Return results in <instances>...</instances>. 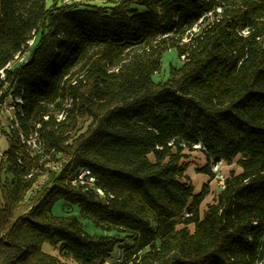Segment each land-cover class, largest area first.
I'll list each match as a JSON object with an SVG mask.
<instances>
[{
  "label": "trees",
  "instance_id": "obj_1",
  "mask_svg": "<svg viewBox=\"0 0 264 264\" xmlns=\"http://www.w3.org/2000/svg\"><path fill=\"white\" fill-rule=\"evenodd\" d=\"M52 1L0 0V70L34 39L33 61L4 70L0 90L21 96V133L66 159L27 202L34 161L3 133L0 264H61L44 243L105 264L120 242L111 232L130 241L131 264H264V0ZM171 49L181 67L154 82ZM196 145L202 174L240 157L202 219L207 191L194 194L181 163ZM83 168L103 196L69 184ZM58 201L78 216H54Z\"/></svg>",
  "mask_w": 264,
  "mask_h": 264
},
{
  "label": "rangeland",
  "instance_id": "obj_2",
  "mask_svg": "<svg viewBox=\"0 0 264 264\" xmlns=\"http://www.w3.org/2000/svg\"><path fill=\"white\" fill-rule=\"evenodd\" d=\"M119 0H57V7L62 5H78L80 7H85L88 5L92 6H101V7H110L115 5ZM52 0H46V7L50 8L52 5ZM138 11H144L141 7H134ZM198 31V27H194L191 30V33H196ZM191 33L184 37L183 42L184 44L188 43L189 38L191 37ZM34 40V39H33ZM182 65V59L178 56L177 52L174 49L166 51L162 58H161V68L160 70L153 76L154 82H162L168 78H170V68H179ZM8 87V86H7ZM9 89V88H8ZM4 90V89H3ZM9 91V90H8ZM14 91L12 92L11 99L7 100V104L5 107L0 109V156L5 152L8 148V141H7V130L9 129L10 125L13 123L11 119H15V113L17 111L16 101L14 97ZM58 120H62V112L58 115ZM5 132V134H3ZM35 130L31 131L30 134L34 136ZM32 136V137H33ZM37 136V135H36ZM41 146H37L35 148L29 147L28 145H21L23 149L19 152L25 158L24 160H33L34 162L31 165V173L27 175V179H30L31 175L34 176L35 179L34 184L30 188V191L25 196V201H29L34 193L39 190V188L48 181L49 177L58 172L61 165L65 162V157L58 155L57 153L53 152V150H48L46 144L42 139ZM185 157L181 160L182 166L185 171V175L189 178V182L194 187V194H198L204 188L206 189L207 193L203 198V201L197 208V216L198 219H202L204 213L207 209V206L214 202L217 197V193L220 189L218 185V181L215 178V174L212 172L210 167L209 174H202L199 173L200 169H202L206 165V160L203 154L197 150H184ZM238 157L235 159L231 164L222 163L221 165V173L224 177L229 175V172L233 171L235 173L240 172V168L238 166ZM2 179H9L7 173L2 175ZM1 197H0V205H1ZM52 214L54 216H63L67 214H72L78 216V209L77 207H70L68 205H64L62 201H58L54 204L52 208ZM84 230L88 234H100L104 231L96 229L90 222L82 221ZM188 228L192 231L193 226L190 225ZM111 234L118 235L120 242L115 247L113 254L111 257L105 262V264H131L127 263L123 257L124 249L130 244V241L127 238H124V235L118 234L116 232H111ZM42 251L46 254L54 256L59 259L61 264H74V262L65 255L59 254V248H54L50 246L48 243H44L42 245Z\"/></svg>",
  "mask_w": 264,
  "mask_h": 264
},
{
  "label": "built area",
  "instance_id": "obj_3",
  "mask_svg": "<svg viewBox=\"0 0 264 264\" xmlns=\"http://www.w3.org/2000/svg\"><path fill=\"white\" fill-rule=\"evenodd\" d=\"M244 34H245V32H244ZM32 44H33V38L30 39L26 43V45L21 48V50L14 56L13 60L10 63H8L4 69L0 70V79L1 80H3V81L5 80L4 70H10L15 65H20L22 63H25L29 59V57L31 55ZM181 59L183 60L184 57L182 56ZM13 91H14V87H10V85H8L6 83L1 88L0 93L5 92L6 95L3 99V103L0 105V109H2L3 107L6 106L7 100L11 99V95H12ZM14 97H15L16 105L22 103L21 96L15 95ZM11 121L13 123L10 125L9 129L7 130V133L10 132L13 140L17 141L20 145L26 144L29 147H33V148L42 145V142L40 141V137H39L37 132H35L34 136L32 134L25 136L18 129V125L16 123V120L11 119ZM0 134H1V130H0ZM194 148L198 149L199 146L196 145V146H194ZM17 161H18V163H21L20 158H18ZM222 163L223 162L220 161L216 164H212V168H211L212 172L215 174V178L218 181V185L220 188H223L224 181H225V177L221 173V170H220ZM69 184L72 187L81 188L85 191H91L100 197L103 196V192L100 189H98L96 186L95 176L92 174V172L89 169L83 168V169L76 170L71 175L70 180H69Z\"/></svg>",
  "mask_w": 264,
  "mask_h": 264
},
{
  "label": "water",
  "instance_id": "obj_4",
  "mask_svg": "<svg viewBox=\"0 0 264 264\" xmlns=\"http://www.w3.org/2000/svg\"><path fill=\"white\" fill-rule=\"evenodd\" d=\"M32 61H33V53L31 54L29 59L25 62V65H29ZM5 95H6L5 92L0 93V105L3 103V99H4Z\"/></svg>",
  "mask_w": 264,
  "mask_h": 264
}]
</instances>
